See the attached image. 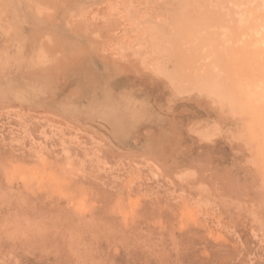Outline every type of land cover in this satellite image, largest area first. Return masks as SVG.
Segmentation results:
<instances>
[{
  "label": "rangeland",
  "instance_id": "374dc122",
  "mask_svg": "<svg viewBox=\"0 0 264 264\" xmlns=\"http://www.w3.org/2000/svg\"><path fill=\"white\" fill-rule=\"evenodd\" d=\"M263 230L264 0H0V264H264Z\"/></svg>",
  "mask_w": 264,
  "mask_h": 264
},
{
  "label": "bare ground",
  "instance_id": "6f19581e",
  "mask_svg": "<svg viewBox=\"0 0 264 264\" xmlns=\"http://www.w3.org/2000/svg\"><path fill=\"white\" fill-rule=\"evenodd\" d=\"M245 159V158H244ZM238 165V164H237ZM208 169V168H207ZM223 173V172H222ZM249 175V174H248ZM248 177V176H247ZM228 178V177H227ZM211 180V179H210ZM241 180V179H240ZM226 182V181H225ZM228 185V184H227ZM230 185V184H229ZM235 185V184H234ZM207 188V187H206ZM215 190V189H214ZM228 192V191H227ZM214 195V194H213ZM237 197V196H236ZM218 198V197H217ZM264 231V230H263Z\"/></svg>",
  "mask_w": 264,
  "mask_h": 264
}]
</instances>
